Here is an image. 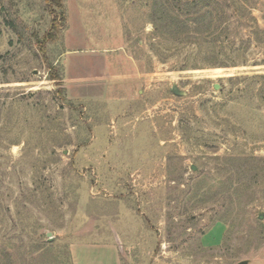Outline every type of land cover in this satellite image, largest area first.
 <instances>
[{
  "label": "rangeland",
  "instance_id": "rangeland-1",
  "mask_svg": "<svg viewBox=\"0 0 264 264\" xmlns=\"http://www.w3.org/2000/svg\"><path fill=\"white\" fill-rule=\"evenodd\" d=\"M63 1L52 31L0 0V264H264V0L208 38ZM100 55L105 97L70 98Z\"/></svg>",
  "mask_w": 264,
  "mask_h": 264
},
{
  "label": "trees",
  "instance_id": "trees-1",
  "mask_svg": "<svg viewBox=\"0 0 264 264\" xmlns=\"http://www.w3.org/2000/svg\"><path fill=\"white\" fill-rule=\"evenodd\" d=\"M46 9L52 17L50 29L55 31L59 22L56 18L57 11H61L59 17L64 20L63 0H43ZM152 19L154 33L160 37H187L188 33L213 36L225 23V10L231 11V15L240 19L249 17L253 4L243 0H231L229 4L221 5L218 0H151ZM230 1V0H227ZM185 19L182 20V18ZM251 19V17H249ZM12 24V21H9ZM192 25V29L189 28ZM52 33V32H51ZM48 33L47 36L52 35Z\"/></svg>",
  "mask_w": 264,
  "mask_h": 264
},
{
  "label": "crops",
  "instance_id": "crops-1",
  "mask_svg": "<svg viewBox=\"0 0 264 264\" xmlns=\"http://www.w3.org/2000/svg\"><path fill=\"white\" fill-rule=\"evenodd\" d=\"M77 20L81 22V18L75 14ZM78 22L79 29L80 23ZM85 38L84 35L81 36ZM106 58L100 55L98 59L93 63L94 74L92 76H84L79 78H71L68 74L64 77L65 88L70 98L86 99V100H98L105 97L104 92L107 90L105 67L104 64ZM117 247V246H116ZM110 248L115 254L114 264H121L119 257V247Z\"/></svg>",
  "mask_w": 264,
  "mask_h": 264
},
{
  "label": "water",
  "instance_id": "water-1",
  "mask_svg": "<svg viewBox=\"0 0 264 264\" xmlns=\"http://www.w3.org/2000/svg\"><path fill=\"white\" fill-rule=\"evenodd\" d=\"M215 89H216V87H215ZM171 92L173 95H175L177 97L183 96V92L179 91L176 87H172ZM238 264H247V262L243 261V262H240Z\"/></svg>",
  "mask_w": 264,
  "mask_h": 264
}]
</instances>
